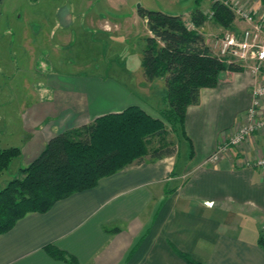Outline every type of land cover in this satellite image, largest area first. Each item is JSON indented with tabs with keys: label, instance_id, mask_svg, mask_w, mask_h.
<instances>
[{
	"label": "crops",
	"instance_id": "crops-1",
	"mask_svg": "<svg viewBox=\"0 0 264 264\" xmlns=\"http://www.w3.org/2000/svg\"><path fill=\"white\" fill-rule=\"evenodd\" d=\"M105 24L100 22L99 29L108 33ZM45 65L56 67L47 60ZM57 67L45 81L32 83L19 102L14 133L5 145L0 139L1 149H19L17 169L36 158L53 136L100 115L134 105L157 118L163 107V97L157 102L151 93L154 83L164 85L163 79H146L141 64L132 85ZM262 84L264 70L254 76L243 69L200 89L198 104L186 110L182 158L177 146L173 155L133 163L45 213L25 215L0 235V264H66L49 256L46 245L79 264H187L180 254L201 264H264L257 243L264 236V169L250 166L264 158V127L213 163L207 161L244 123L251 92ZM260 103L264 114V97ZM8 172L1 174L4 186L12 179Z\"/></svg>",
	"mask_w": 264,
	"mask_h": 264
},
{
	"label": "trees",
	"instance_id": "trees-1",
	"mask_svg": "<svg viewBox=\"0 0 264 264\" xmlns=\"http://www.w3.org/2000/svg\"><path fill=\"white\" fill-rule=\"evenodd\" d=\"M210 11L215 24L223 30L233 29L235 17L226 5L214 1ZM138 15L148 32L140 62L143 75L148 80L162 78L165 88L158 117L131 105L50 138L37 157L20 167L18 175L0 189V235L25 215L45 213L55 202L91 189L100 179L133 163L175 154L177 147L166 140V128L187 140L186 110L198 104L200 89L213 88L225 75L243 70L238 64L223 62L206 44L198 29L209 17L200 9L189 13V22L183 21L181 14L158 10L140 8ZM153 138H159L160 143L149 150ZM19 154L17 147L0 149V174L9 171ZM257 243L264 250V236ZM44 250L66 264H79L52 245ZM180 256L187 264H201L185 254Z\"/></svg>",
	"mask_w": 264,
	"mask_h": 264
},
{
	"label": "rangeland",
	"instance_id": "rangeland-1",
	"mask_svg": "<svg viewBox=\"0 0 264 264\" xmlns=\"http://www.w3.org/2000/svg\"><path fill=\"white\" fill-rule=\"evenodd\" d=\"M213 1L0 0V139L4 140L3 145L14 133L19 102L29 95L32 83L45 81L50 70L61 68L57 65H65L66 73L85 78L113 77L134 84L132 79L140 69L147 37L144 20L138 15L140 8L181 14L185 22L187 14L204 8L209 18L202 33L209 46L216 48L219 38L231 30L224 31L212 21ZM242 3L249 7L261 5L264 13V0H227L231 6ZM103 21L108 23L105 24L108 33L99 29ZM235 24L238 30L233 33L238 35L244 25L239 20ZM46 60L49 66L54 63L56 67H45ZM151 93L159 102L165 93L161 81L153 84ZM166 131V140L179 147L182 158L187 149L183 138L180 134L174 135L168 127ZM159 143V138H153L148 149ZM9 173L12 178L18 175L15 159L6 174ZM1 174L0 189L5 184Z\"/></svg>",
	"mask_w": 264,
	"mask_h": 264
},
{
	"label": "built area",
	"instance_id": "built-area-1",
	"mask_svg": "<svg viewBox=\"0 0 264 264\" xmlns=\"http://www.w3.org/2000/svg\"><path fill=\"white\" fill-rule=\"evenodd\" d=\"M214 1L226 5L232 11L235 20H239L244 26L238 35L230 32L219 38L217 47L213 48V51L223 62L238 64L252 75L258 76L264 70V13L260 10L261 5L249 7L246 3H242L231 6L227 4V0ZM251 96L244 123L208 157L209 163H213L230 147L239 145L264 127V114H260L264 84L254 87ZM250 166L264 169V158L255 160Z\"/></svg>",
	"mask_w": 264,
	"mask_h": 264
}]
</instances>
